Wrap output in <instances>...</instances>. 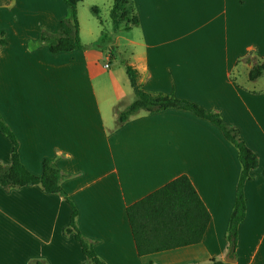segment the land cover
Returning <instances> with one entry per match:
<instances>
[{
  "label": "crops",
  "instance_id": "obj_1",
  "mask_svg": "<svg viewBox=\"0 0 264 264\" xmlns=\"http://www.w3.org/2000/svg\"><path fill=\"white\" fill-rule=\"evenodd\" d=\"M133 6L139 23L121 29L109 50L84 44L50 51L41 36L56 33L70 7L41 22L34 35L7 30L5 40L9 28H0V113L18 138L22 162L40 175L51 159L65 173L60 185L78 209L79 230L106 264L226 258L264 264V75L249 78L264 60V0H133ZM112 49L126 54L144 91L219 113L258 154L234 251L228 229L242 172L238 148L213 122L179 108L142 109L119 122L136 94ZM12 150L0 132V163H11ZM181 175L211 215L202 242L140 255L127 208ZM71 212L61 194L41 185H0V264H94L75 235L64 233Z\"/></svg>",
  "mask_w": 264,
  "mask_h": 264
},
{
  "label": "trees",
  "instance_id": "obj_2",
  "mask_svg": "<svg viewBox=\"0 0 264 264\" xmlns=\"http://www.w3.org/2000/svg\"><path fill=\"white\" fill-rule=\"evenodd\" d=\"M64 1L71 10L69 17L60 21L56 33H43L41 36V39L48 43L49 49L53 53L84 48L79 34L80 23L78 19V3L81 0ZM93 10L96 15H99L100 10L97 6L93 7ZM110 16L115 34L121 29L129 30L133 25L139 23L133 0H113ZM101 36V38L105 39L108 36V32L102 31ZM0 44H3L2 40H0ZM112 52H115V49H112ZM122 62L126 65L136 98L127 109L119 112V122L124 123L131 115L142 109L156 112L168 108H179L213 122L222 130L225 137L238 148L242 172L237 188L236 203L228 229L230 247L234 251L238 242L239 225L246 216L247 201L244 187L246 181L250 178L252 170L259 166L258 154L246 145L238 129L229 125L219 113L173 95H152L147 93L138 84L133 67L127 64L123 58ZM263 75L264 60L253 64L249 72V78L254 81ZM0 132L8 137L13 144L11 163L8 165L0 163V185L5 190L29 185H41L48 193L61 194L72 210L70 222L64 229L65 235L74 234L84 254L94 264H106L98 257L92 244L83 237L79 230L77 224L78 209L68 193L60 185L61 179L66 176L65 173L51 159H44L43 171L40 175L31 172L21 160L18 138L1 113ZM127 214L140 255L162 252L202 242L211 219L206 204L187 175L175 178L130 205L127 208ZM30 264L46 263L37 259L31 261ZM211 264L227 263L223 260L213 259Z\"/></svg>",
  "mask_w": 264,
  "mask_h": 264
},
{
  "label": "rangeland",
  "instance_id": "obj_3",
  "mask_svg": "<svg viewBox=\"0 0 264 264\" xmlns=\"http://www.w3.org/2000/svg\"><path fill=\"white\" fill-rule=\"evenodd\" d=\"M5 8H0V28L8 27L4 30L3 38H7V30L10 34H16V30L22 35H34L39 31L41 22H47L51 16L61 17L68 9V4L64 0H0ZM16 4V10L12 11ZM97 6L100 10L99 15L93 10ZM113 0H81L78 3V17L80 22V37L83 45L85 44L91 51L107 48L109 43L116 36L114 25L111 20V9ZM14 14L19 15V22L14 21ZM103 21V24L101 23ZM3 25V26H2ZM5 25V26H4ZM7 25V26H6ZM108 32V36L101 38L103 31ZM124 31V30H122ZM2 34L0 33V39ZM1 46V45H0ZM117 53L115 50V61L123 64L122 58L126 54L122 51ZM229 264V261H224Z\"/></svg>",
  "mask_w": 264,
  "mask_h": 264
},
{
  "label": "built area",
  "instance_id": "obj_4",
  "mask_svg": "<svg viewBox=\"0 0 264 264\" xmlns=\"http://www.w3.org/2000/svg\"><path fill=\"white\" fill-rule=\"evenodd\" d=\"M106 67H109V64H107Z\"/></svg>",
  "mask_w": 264,
  "mask_h": 264
},
{
  "label": "water",
  "instance_id": "obj_5",
  "mask_svg": "<svg viewBox=\"0 0 264 264\" xmlns=\"http://www.w3.org/2000/svg\"><path fill=\"white\" fill-rule=\"evenodd\" d=\"M226 261H229V260L226 258Z\"/></svg>",
  "mask_w": 264,
  "mask_h": 264
}]
</instances>
